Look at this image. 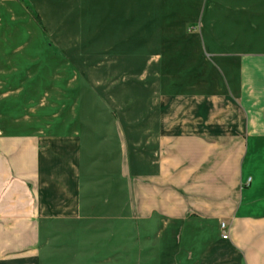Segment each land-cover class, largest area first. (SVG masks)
<instances>
[{
  "label": "crops",
  "instance_id": "crops-1",
  "mask_svg": "<svg viewBox=\"0 0 264 264\" xmlns=\"http://www.w3.org/2000/svg\"><path fill=\"white\" fill-rule=\"evenodd\" d=\"M129 219L149 264H264V0H0V229L119 262Z\"/></svg>",
  "mask_w": 264,
  "mask_h": 264
},
{
  "label": "rangeland",
  "instance_id": "rangeland-1",
  "mask_svg": "<svg viewBox=\"0 0 264 264\" xmlns=\"http://www.w3.org/2000/svg\"><path fill=\"white\" fill-rule=\"evenodd\" d=\"M127 201L125 203V214L128 207ZM134 227L136 228V225ZM135 228H133L130 219L125 221L122 261H115L116 247L108 246L106 243L85 247L86 252L88 250H93V252L100 250L102 252L101 256L93 253L90 256L91 261L72 262L70 261L71 257H77L74 252L79 253L77 249L80 247L60 246L58 244L53 246L30 244L31 237L22 238L21 233L23 231L19 229V224H16L13 229H0V236L3 235L4 237L0 238V264H149L147 261V247L142 248L140 256L137 254L139 246L136 244L138 239H136L137 228ZM115 232L108 231V235L110 236ZM112 241V238L109 237L108 243ZM103 242H106V240ZM86 252L83 254L84 256L87 255ZM84 256H82L83 259ZM152 264L154 263L152 262Z\"/></svg>",
  "mask_w": 264,
  "mask_h": 264
},
{
  "label": "built area",
  "instance_id": "built-area-1",
  "mask_svg": "<svg viewBox=\"0 0 264 264\" xmlns=\"http://www.w3.org/2000/svg\"><path fill=\"white\" fill-rule=\"evenodd\" d=\"M221 238L227 239V227L224 223L220 224Z\"/></svg>",
  "mask_w": 264,
  "mask_h": 264
}]
</instances>
